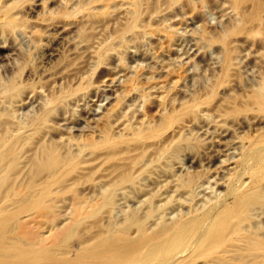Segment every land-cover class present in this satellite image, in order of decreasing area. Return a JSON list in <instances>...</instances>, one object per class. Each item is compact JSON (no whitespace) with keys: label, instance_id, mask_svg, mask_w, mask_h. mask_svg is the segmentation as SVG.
Returning <instances> with one entry per match:
<instances>
[{"label":"rangeland","instance_id":"rangeland-1","mask_svg":"<svg viewBox=\"0 0 264 264\" xmlns=\"http://www.w3.org/2000/svg\"><path fill=\"white\" fill-rule=\"evenodd\" d=\"M135 2L0 0V19L7 7L14 14L12 23H0V139L18 142L0 168L9 245L37 233L51 244L52 228L69 226L76 216L85 220L69 237L73 243L96 218L112 230L139 219L153 229L198 213L203 231L213 205L230 204L252 186L264 193V180H255L257 173L264 179V110L252 100L264 87V0H145L131 25ZM194 101L195 112L164 134L181 136L184 148L164 156L157 143L135 149V180L112 187V203L95 217L92 211L123 168L114 169L104 148L98 152L93 145H105L110 134L132 142L137 130L163 126L169 114ZM42 147L82 160L80 171L52 185L47 215L28 208L52 178ZM30 180L35 186L18 194ZM11 189L17 193L10 197ZM79 202L91 218L79 213ZM254 207L251 228L264 234V205ZM55 248L60 252V245ZM261 258L264 253L254 257Z\"/></svg>","mask_w":264,"mask_h":264},{"label":"bare ground","instance_id":"bare-ground-1","mask_svg":"<svg viewBox=\"0 0 264 264\" xmlns=\"http://www.w3.org/2000/svg\"><path fill=\"white\" fill-rule=\"evenodd\" d=\"M144 1L145 0H136L134 4L135 18L131 25L135 24L138 20L139 13H141V5ZM244 1L245 0H237V4ZM261 5V2L258 1L252 11L253 14L251 15V12L250 15L256 17ZM5 14V19H0V23H12L14 21L12 8L7 7L5 9ZM135 27L136 25H134V28ZM58 99L59 98H57L56 101ZM252 100L258 103L261 109L264 110V87L260 90L257 89ZM195 105H199V103L197 104L195 102L193 105L185 106L181 111L178 110L179 112L173 113L172 115L169 114L167 122L163 126H149L137 130L136 132L138 133L132 142L115 141L110 134V136L107 137L105 145L101 143L93 145L95 151L98 152L100 149L104 148V156L110 161L113 160L112 167L114 169L123 168L122 176L119 175L118 180L114 177L117 181L114 183L112 182L113 184L110 182L112 184L110 190H107L104 198L102 197L103 201L101 202V199L100 203H98L99 206L95 207L92 211L95 217L98 216V213L101 212L100 210L104 205L112 203V187L135 180L137 168L133 169L135 170L133 173L132 167L134 168L138 159H131V153H133L135 149H140L142 151L147 149L149 145L157 143V153L159 156H164L176 154L184 148L183 138L181 136H174L170 139H166L164 134L173 126L180 123L182 118L185 117L184 115L196 110ZM41 120L44 121L45 117L42 116ZM13 142L15 141L13 140ZM13 142L10 141V139H0V168L5 166L7 160L13 156L15 149H12L11 146L13 145L14 148V144L18 143L16 141L13 144ZM95 143H97V141ZM41 152L42 155H40V157L42 156L44 163L48 164L53 170L52 178L48 186L42 190L38 197L31 200V203H28V208H32V206L42 208L43 214L47 215L52 211L53 207L52 204H50V195L54 191L52 185L63 181L69 173L73 170L75 171V168L78 164H81L80 162L82 160L77 159L76 156L75 158L59 156L54 151L51 152V150L49 151V149L43 147L39 154H41ZM262 159L264 160V158ZM140 165L141 164H139V166ZM79 169L76 171L78 172L81 170ZM256 178L255 180L257 182L264 180L262 174L257 173ZM193 181V178L189 179L185 185L188 186ZM249 185L252 184L249 183ZM34 186L35 181L28 182L21 185V190L17 192L18 194H25ZM261 189L259 186L255 188L252 186V189L249 187L245 190L240 189L232 203L213 205L212 211L209 209L208 212L215 211L214 217L212 220H209L211 222H208L209 225L203 231L202 229L205 221L199 217L198 213H192L190 215L184 214L185 216L171 222H169V220L168 223H162L160 226H156L153 229H150L152 227H145L146 225H143V221L137 218L139 220H135L127 227L124 225V227L112 230L108 227L100 226L96 218L92 227L93 229L90 228L89 225H86L85 227L87 229L89 227L87 230L88 234L84 235L83 232H80L78 234L79 240H76L77 242L75 241L74 243L72 241L70 242L69 237L75 234L77 230L84 225L83 220H85V216L82 218L76 216L74 221L72 220L73 223L71 222V224L66 227L59 226L55 228L53 226L54 228L52 229L54 233L53 235L51 234V244L45 243L46 236L43 237L40 235L38 238L37 233V235H34L36 239L33 238L28 242L15 240L9 245L7 234L9 232L8 225L10 217L6 216L4 212H0V256L2 257L0 258V264H8L9 262H12V264H196L198 261H203L202 264H264L262 258L261 261L255 260L256 258L254 259V257L258 256V253H264V234H261L262 232L259 231L260 229L257 230L254 225L256 229L251 228L252 209L256 208L254 207L256 205H264V193ZM15 193L11 189L10 197L12 194L15 195ZM34 200L35 203L33 202L34 204H32ZM82 204L83 202L78 203V211H80L79 213L85 214L86 207ZM211 212H209V214H211ZM85 215L91 218V213ZM148 215H150V213ZM134 225H137L138 231ZM132 226H134L135 229ZM131 227L134 231L136 230L137 234H130L129 231L132 229ZM22 229L23 227H21V230ZM36 230H38V228ZM57 245L61 246L60 252L55 248ZM9 248L13 250L12 254L9 253L10 255H8L7 253V255L4 256ZM179 253L182 254L181 257L175 259V256ZM7 257H10L12 260H8Z\"/></svg>","mask_w":264,"mask_h":264}]
</instances>
